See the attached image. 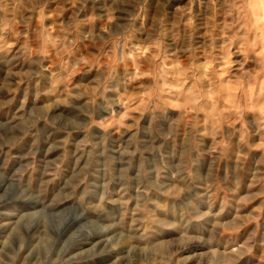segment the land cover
I'll return each instance as SVG.
<instances>
[{
  "label": "rangeland",
  "instance_id": "374dc122",
  "mask_svg": "<svg viewBox=\"0 0 264 264\" xmlns=\"http://www.w3.org/2000/svg\"><path fill=\"white\" fill-rule=\"evenodd\" d=\"M0 264H264V0H0Z\"/></svg>",
  "mask_w": 264,
  "mask_h": 264
}]
</instances>
